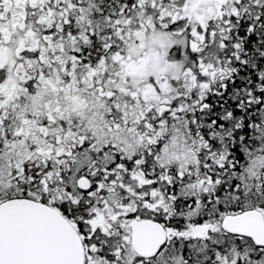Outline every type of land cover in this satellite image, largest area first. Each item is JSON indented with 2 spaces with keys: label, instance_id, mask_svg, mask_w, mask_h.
<instances>
[{
  "label": "snow or ice",
  "instance_id": "1",
  "mask_svg": "<svg viewBox=\"0 0 264 264\" xmlns=\"http://www.w3.org/2000/svg\"><path fill=\"white\" fill-rule=\"evenodd\" d=\"M0 264H264V0H0Z\"/></svg>",
  "mask_w": 264,
  "mask_h": 264
}]
</instances>
